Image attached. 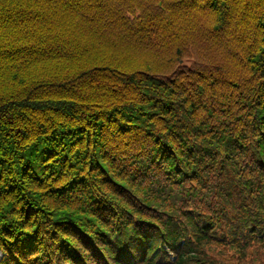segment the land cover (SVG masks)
I'll list each match as a JSON object with an SVG mask.
<instances>
[{"label": "trees", "instance_id": "16d2710c", "mask_svg": "<svg viewBox=\"0 0 264 264\" xmlns=\"http://www.w3.org/2000/svg\"><path fill=\"white\" fill-rule=\"evenodd\" d=\"M249 249L264 264V0H0V264Z\"/></svg>", "mask_w": 264, "mask_h": 264}, {"label": "rangeland", "instance_id": "374dc122", "mask_svg": "<svg viewBox=\"0 0 264 264\" xmlns=\"http://www.w3.org/2000/svg\"><path fill=\"white\" fill-rule=\"evenodd\" d=\"M232 249H230V250H228L227 252L229 253V254H231L232 256L233 255H235L236 256V254H238V253H236V254H233L232 253ZM257 256H258V253L255 251V250H253V249H249L248 250V252H247V254L245 255V261H246V264H251V260H254L255 258H257ZM263 261H264V259H262ZM252 264H254V262L252 263Z\"/></svg>", "mask_w": 264, "mask_h": 264}]
</instances>
